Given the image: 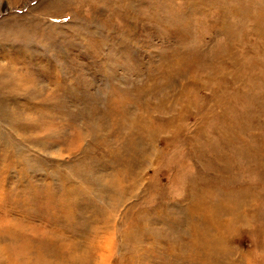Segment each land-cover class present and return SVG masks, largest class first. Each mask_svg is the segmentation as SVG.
Returning <instances> with one entry per match:
<instances>
[{
    "label": "rangeland",
    "instance_id": "obj_1",
    "mask_svg": "<svg viewBox=\"0 0 264 264\" xmlns=\"http://www.w3.org/2000/svg\"><path fill=\"white\" fill-rule=\"evenodd\" d=\"M0 264H264V0H0Z\"/></svg>",
    "mask_w": 264,
    "mask_h": 264
},
{
    "label": "bare ground",
    "instance_id": "obj_2",
    "mask_svg": "<svg viewBox=\"0 0 264 264\" xmlns=\"http://www.w3.org/2000/svg\"><path fill=\"white\" fill-rule=\"evenodd\" d=\"M205 245V244H204Z\"/></svg>",
    "mask_w": 264,
    "mask_h": 264
}]
</instances>
